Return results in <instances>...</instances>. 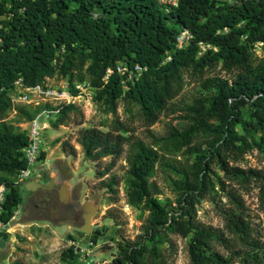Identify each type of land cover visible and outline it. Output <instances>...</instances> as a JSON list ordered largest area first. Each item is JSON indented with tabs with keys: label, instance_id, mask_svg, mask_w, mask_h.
Listing matches in <instances>:
<instances>
[{
	"label": "trees",
	"instance_id": "obj_1",
	"mask_svg": "<svg viewBox=\"0 0 264 264\" xmlns=\"http://www.w3.org/2000/svg\"><path fill=\"white\" fill-rule=\"evenodd\" d=\"M184 31L191 38L179 49ZM123 62L147 68L127 90L116 73L104 81L106 70ZM187 77L198 88L178 107L182 123L154 134L150 128L178 106ZM55 78L71 89L77 83L95 89V104L113 119L110 126L80 128L77 143L92 162L111 159L96 171L102 188L112 194L110 204L118 202L122 182L110 173L125 156L127 203L147 213L135 240L120 235L111 264H172V234L187 240L189 264H264V241L241 193L254 185L264 210V169L233 165L254 150L264 154V0H179L177 7L158 0H0V185L9 189L5 224L25 204L23 185L14 184L28 167L29 138L20 124L50 108L48 103L16 105L15 84L46 86ZM122 105L125 119L118 112ZM14 111L16 118L9 120ZM137 119L151 142L136 136ZM50 124L54 130L82 126L84 113L67 106ZM62 151L77 156L70 141L63 142ZM158 169L175 201L160 198ZM205 201L223 228L199 220ZM80 234L95 245L101 236L99 230ZM61 264L82 263L68 247Z\"/></svg>",
	"mask_w": 264,
	"mask_h": 264
},
{
	"label": "rangeland",
	"instance_id": "obj_2",
	"mask_svg": "<svg viewBox=\"0 0 264 264\" xmlns=\"http://www.w3.org/2000/svg\"><path fill=\"white\" fill-rule=\"evenodd\" d=\"M221 1L235 2L238 0ZM261 46L257 47L258 55H262ZM218 74L228 77L225 71L219 70ZM62 82L57 78L48 80V84L54 86H59ZM197 88V82L187 77L185 88L176 99L178 106L163 115L160 121L150 128V131L156 135H164L168 124L179 125L182 123L180 117L183 112L178 107L189 102ZM16 105L23 104L17 101ZM80 109L84 113L82 126L77 127L72 124L61 126L58 130L50 127L45 132L46 156L41 161L43 164H37L34 171L37 177L40 168L43 167L48 174L46 182L50 178H53L54 181L51 180L48 184H44L49 188L46 190L37 189L30 192L25 187L21 188L25 204L18 209L10 228L7 229L6 233L9 236L2 237L0 241V258L2 260H8L11 264H61L62 252L70 247L69 236L77 240L88 239L79 232L84 225V214L81 212L80 205L88 203H94L96 206L91 220L90 235L97 230L101 233L95 249V258L100 264H111L113 257L118 253L117 240L121 234L130 240H135L138 235L142 234L147 213L143 215L127 203L125 183L123 182L128 169L125 156L117 162L110 173V176L117 175L122 180L118 202L110 204L109 200L112 194L102 188L101 180L96 177V171L105 169L111 159L106 158L99 164L92 162L85 158L77 143V132L80 128L100 127L103 124L110 126L113 116L107 114L100 105L95 103L82 105ZM118 112L120 117L126 118L127 114L124 113L123 105L120 106ZM15 118L16 111L11 112L9 120ZM20 126L26 130V123H21ZM135 127L138 138L151 142L148 128L139 119L135 121ZM101 129L107 131L108 127L104 126ZM56 140L59 142L55 143ZM64 141H70L75 146L76 157L68 156L62 151ZM233 165L245 169H264V154L254 150ZM154 180L163 191L160 198L163 201L165 199L175 201V195L169 188L167 176L161 169H158ZM64 185L68 188L69 185L72 187V195L68 198L67 203L61 201L59 197V192ZM241 193L246 201L249 219L255 233L264 241V210L259 199V190L253 185L251 189L242 190ZM198 217L202 223L223 228V221L208 201L203 202L200 206ZM118 229L121 230V233L117 232ZM170 238L175 247L171 263L189 264L187 240L173 234ZM167 253L172 252L169 249Z\"/></svg>",
	"mask_w": 264,
	"mask_h": 264
},
{
	"label": "built area",
	"instance_id": "obj_3",
	"mask_svg": "<svg viewBox=\"0 0 264 264\" xmlns=\"http://www.w3.org/2000/svg\"><path fill=\"white\" fill-rule=\"evenodd\" d=\"M159 3L177 7L179 0H158ZM191 38L188 31H184L178 39V48L184 46V42ZM259 45H262L261 43ZM204 48V46H202ZM147 68L142 65L119 63L113 68H108L105 73L104 81L107 83L113 74H118L121 77V84L125 90L129 84H134L142 79ZM63 84V85H62ZM16 90L13 101L21 102L24 105L39 106L48 103L50 108L44 109L32 121L26 123L28 133V146L25 149V157L28 164L26 169H23L18 174L14 184L15 186L24 185L28 181L36 178L34 168L41 163L40 157L43 152H46L45 132L50 129L51 121L60 114L62 109L67 106H76L80 109L82 105H91L95 103V89L88 83H77L74 89H71L69 84L62 82L59 86L54 85H38L33 87L24 86L21 81L16 82ZM9 189L6 184L0 185V241L3 234L10 228V223L5 224L2 220L4 215V205L7 200ZM15 218V217H14ZM13 218V219H14ZM12 219V220H13ZM70 247L73 248L75 255L79 257V262L82 264H100L95 258V245L91 240H71ZM0 264H11L8 260L0 258Z\"/></svg>",
	"mask_w": 264,
	"mask_h": 264
},
{
	"label": "water",
	"instance_id": "obj_4",
	"mask_svg": "<svg viewBox=\"0 0 264 264\" xmlns=\"http://www.w3.org/2000/svg\"><path fill=\"white\" fill-rule=\"evenodd\" d=\"M25 188L27 191H36L37 189H49L48 186H45L44 184L37 182L36 180H31L28 184L25 185ZM67 192V186L64 185V187L62 188V190L59 192L60 195V199L61 201H63L64 203H67V200L69 198V196L66 194ZM83 209L85 211V214L83 216L84 219V225L81 227V229L79 230V232H83L84 234H86L87 236H90L91 234V220L92 217L95 213L96 210V206L94 203H92V207H89V203L82 205Z\"/></svg>",
	"mask_w": 264,
	"mask_h": 264
},
{
	"label": "crops",
	"instance_id": "obj_5",
	"mask_svg": "<svg viewBox=\"0 0 264 264\" xmlns=\"http://www.w3.org/2000/svg\"><path fill=\"white\" fill-rule=\"evenodd\" d=\"M40 172H39V176H37L36 178H34L33 180H36L37 182H40L43 184L42 180L46 179V176L48 175L47 172L45 171V169L43 167L40 168ZM30 181H28L27 183H25L23 185V187H25L26 184H28ZM72 193V187L69 185V188L67 187V192L66 194L71 197ZM60 197V195H59ZM89 207H92V203H89Z\"/></svg>",
	"mask_w": 264,
	"mask_h": 264
},
{
	"label": "flooded vegetation",
	"instance_id": "obj_6",
	"mask_svg": "<svg viewBox=\"0 0 264 264\" xmlns=\"http://www.w3.org/2000/svg\"><path fill=\"white\" fill-rule=\"evenodd\" d=\"M48 179V175L46 176V179L45 180H42V182H43V184H48L51 180H53L54 181V179L53 178H50L47 182H46V180ZM62 187V186H61ZM60 187V188H61ZM33 193V192H32ZM30 198H31V196H30ZM29 201H30V199H29ZM80 207H81V212L83 213V214H85V211H84V209H83V206H81L80 205Z\"/></svg>",
	"mask_w": 264,
	"mask_h": 264
}]
</instances>
